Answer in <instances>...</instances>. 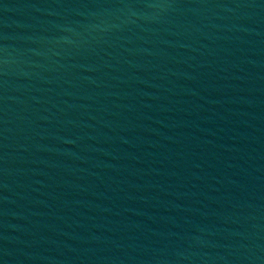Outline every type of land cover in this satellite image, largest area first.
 Instances as JSON below:
<instances>
[{"label": "water", "instance_id": "1", "mask_svg": "<svg viewBox=\"0 0 264 264\" xmlns=\"http://www.w3.org/2000/svg\"><path fill=\"white\" fill-rule=\"evenodd\" d=\"M0 264H264V0H0Z\"/></svg>", "mask_w": 264, "mask_h": 264}]
</instances>
